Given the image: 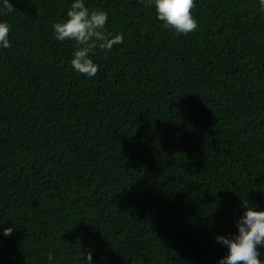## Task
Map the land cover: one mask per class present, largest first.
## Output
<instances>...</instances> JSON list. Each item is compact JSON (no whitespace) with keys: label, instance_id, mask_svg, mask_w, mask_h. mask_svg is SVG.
<instances>
[{"label":"trees","instance_id":"trees-1","mask_svg":"<svg viewBox=\"0 0 264 264\" xmlns=\"http://www.w3.org/2000/svg\"><path fill=\"white\" fill-rule=\"evenodd\" d=\"M70 3L0 7V264H217L214 237L264 210L258 0H195L187 35L150 0H85L123 36L91 78L53 35Z\"/></svg>","mask_w":264,"mask_h":264},{"label":"clouds","instance_id":"clouds-1","mask_svg":"<svg viewBox=\"0 0 264 264\" xmlns=\"http://www.w3.org/2000/svg\"><path fill=\"white\" fill-rule=\"evenodd\" d=\"M154 6L156 17L167 29L176 34L187 35L198 27L192 15L195 0H150ZM260 10L264 12V0H258ZM0 7L8 8L9 0H0ZM108 13L92 10L86 6L85 0H71L66 12V19L53 24V35L59 41L73 40L76 49L70 61L72 70L88 78L94 77L99 68L91 58L92 49L97 46L111 50L114 45L123 43V36L105 33ZM10 27L0 22V49L10 47ZM237 232L232 236L216 235V243L227 249V254L220 257L217 264H264V210L256 207H244L243 214L235 221ZM13 228H5L4 236H9ZM54 257L49 254V264ZM87 264H94L92 254L86 257Z\"/></svg>","mask_w":264,"mask_h":264}]
</instances>
